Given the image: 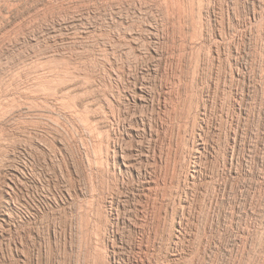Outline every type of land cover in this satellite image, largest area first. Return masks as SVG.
I'll return each instance as SVG.
<instances>
[{"label":"rangeland","instance_id":"obj_1","mask_svg":"<svg viewBox=\"0 0 264 264\" xmlns=\"http://www.w3.org/2000/svg\"><path fill=\"white\" fill-rule=\"evenodd\" d=\"M0 264H264V0H0Z\"/></svg>","mask_w":264,"mask_h":264},{"label":"bare ground","instance_id":"obj_2","mask_svg":"<svg viewBox=\"0 0 264 264\" xmlns=\"http://www.w3.org/2000/svg\"><path fill=\"white\" fill-rule=\"evenodd\" d=\"M140 35V34H139ZM142 84V83H141ZM138 93H137V97H139V99H141L142 101H145V99L147 98V96H146V98H145V94L146 93H144V90L142 89V86H140L139 88H138ZM136 96V95H135ZM134 96V97H135ZM136 97V98H137ZM134 101V100H133ZM148 102V101H147ZM145 104V103H144ZM143 105V104H142ZM110 143V142H109ZM149 143V142H148ZM198 144H199V142H198ZM140 145H142V144H140ZM201 145V144H200ZM114 147V146H113ZM197 148V147H196ZM140 150V149H139ZM143 150V149H142ZM122 151V150H121ZM109 153V152H108ZM114 153V152H113ZM115 155V154H114ZM122 155V154H121ZM120 156V155H119ZM124 156H126V155H124ZM139 156H140V154H139ZM143 156V155H142ZM145 156H146V154H145ZM122 157V156H121ZM136 157V156H135ZM123 158V157H122ZM127 158V157H126ZM130 157H128V159H129ZM133 158V157H132ZM137 158V157H136ZM124 159V158H123ZM134 159V158H133ZM131 160V159H130ZM129 160V161H130ZM138 160V159H137ZM136 160V161H137ZM141 160H143V159H141ZM131 163V162H130ZM138 163V162H137ZM135 164V163H134ZM127 165V164H126ZM125 166V165H124ZM132 166V165H131ZM134 166V165H133ZM129 167V166H128ZM141 177V176H140ZM146 179V178H145ZM147 180V179H146ZM151 180V179H150ZM193 180V179H192ZM142 181V180H141ZM145 181V180H144ZM148 182H149V180H147ZM192 182V181H191ZM150 185V184H149ZM145 186H146V184H145ZM152 186V185H151ZM150 186V187H151ZM190 186V185H189ZM150 187H149V189H150ZM152 189V188H151ZM154 189V188H153ZM148 190V189H147ZM113 202V201H112ZM118 216H119V214H117ZM115 222V221H114ZM110 223V222H109ZM104 241V240H103ZM100 251V250H99ZM99 254V253H98ZM96 255H97V253H96ZM103 256V255H102ZM104 258V257H103ZM104 260V259H103ZM101 262V261H100ZM102 263V262H101Z\"/></svg>","mask_w":264,"mask_h":264}]
</instances>
